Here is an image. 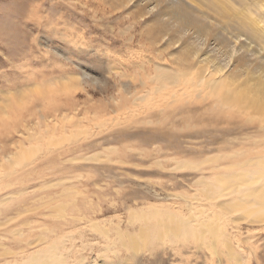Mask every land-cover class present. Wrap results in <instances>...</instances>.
Returning <instances> with one entry per match:
<instances>
[{
	"label": "rangeland",
	"instance_id": "1",
	"mask_svg": "<svg viewBox=\"0 0 264 264\" xmlns=\"http://www.w3.org/2000/svg\"><path fill=\"white\" fill-rule=\"evenodd\" d=\"M252 1L264 18L259 0ZM120 2L0 0V258H9L32 226L35 235L42 228L50 242L60 240L64 218L78 210L98 224L97 230L75 224L97 245L76 251L87 257L84 264H264V214H232L228 236L184 240L162 232L153 244L140 237L151 219L170 212L223 227L226 216L212 213V203L238 181L218 179L211 196L197 182L251 147L238 138L254 128L228 133L225 127L243 119L221 123L199 109L190 115L187 99L178 105L187 107L186 119L178 114L166 122L159 108L146 112L135 98L146 91L147 63L163 43L151 45L153 15L140 17V5ZM216 155L222 160L205 163ZM38 214L47 222L41 216L37 222ZM25 219L31 222L25 233L3 235ZM102 228L113 233L110 249L100 243ZM72 241L81 244L79 237Z\"/></svg>",
	"mask_w": 264,
	"mask_h": 264
},
{
	"label": "bare ground",
	"instance_id": "2",
	"mask_svg": "<svg viewBox=\"0 0 264 264\" xmlns=\"http://www.w3.org/2000/svg\"><path fill=\"white\" fill-rule=\"evenodd\" d=\"M129 1L135 6L140 5V17L151 14L155 18L148 29V34H152L153 27H157L156 36L151 35V45L163 43L153 64L147 63L149 67L147 72L150 74L141 80L142 88L143 90L146 88V91L135 98L148 106L146 112L159 108L158 113L161 117L165 116L166 122L178 114L186 119L184 115L188 112L187 107L180 108L178 105L187 99L188 105L194 104L189 110L190 115H194L199 109L207 116L217 117L209 118L221 123L242 118L240 126H235L236 122L234 127L224 128L228 133L244 132L245 129L254 128L250 134L238 138H245V142L251 147L244 146L247 150L239 151L228 166L218 164L212 167L210 169L212 177H202L197 182L204 196L207 194L211 196L218 193L217 186H213L218 179L232 177L233 181H238L230 193L220 195L222 200L217 199L212 203V213L219 210L226 216L222 221L223 227L220 228L218 222L200 223L197 216L190 219L177 212H170L171 218L157 215L151 219L149 228L143 231L140 237L145 242L153 244L155 236L159 233L161 235L162 232L174 238L184 237V240L191 236L203 238L207 233L228 236V233L223 232L229 223L236 222L233 217L231 218L232 214L242 210L258 214L255 217L264 214V18L255 15L252 0H121L120 5L125 6ZM257 2L256 10L264 13V0ZM248 5L252 7L246 8ZM244 8L247 10L244 11ZM145 64L146 62L143 63ZM152 83L156 85L152 87ZM199 124L196 123V126ZM185 126L189 128L192 125L188 123ZM197 130H202V126ZM220 158L222 160L223 156L216 155L207 159L208 162L205 163L215 164ZM56 196L61 198L62 195ZM54 200L53 196L49 199ZM73 212L69 214L70 220L69 216L64 218L60 240L50 242L42 228L38 235H35L36 228L32 226L27 232L28 237L18 239L17 247H12L13 251L11 250L9 258H0V264L83 263L87 257H78L80 254L76 256V251L85 250L90 246L93 248L95 244H89L82 229L77 228L75 224L88 223L89 228L93 230H97L98 224L84 213L78 216ZM21 215H17L16 218H20ZM40 216L47 220V215L38 214L37 222ZM215 216L217 214L213 215ZM211 219L218 221L217 218ZM30 224V220L25 219L12 231L3 232V235L25 233L24 230ZM68 226L77 230H69ZM235 227L241 229L238 223ZM102 229L97 231L100 243L108 245L110 249L113 233L109 228ZM78 233L82 236L77 235ZM120 233L119 229L115 231V235ZM76 237L81 238L80 246L72 241ZM68 242L70 243L67 245ZM131 242L133 245L136 244L135 240ZM123 245L126 246V243ZM91 251L94 252L92 249Z\"/></svg>",
	"mask_w": 264,
	"mask_h": 264
}]
</instances>
